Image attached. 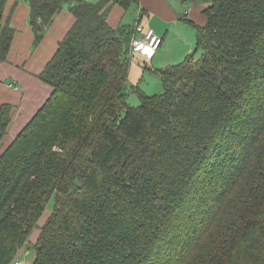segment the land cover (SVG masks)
<instances>
[{"label":"trees","instance_id":"obj_1","mask_svg":"<svg viewBox=\"0 0 264 264\" xmlns=\"http://www.w3.org/2000/svg\"><path fill=\"white\" fill-rule=\"evenodd\" d=\"M207 1L195 52L155 70L162 92L131 86V105L134 28L107 23L111 0H27L35 45L66 5L75 23L39 75L51 94L0 154V264L50 199L33 264H264V0Z\"/></svg>","mask_w":264,"mask_h":264},{"label":"crops","instance_id":"obj_2","mask_svg":"<svg viewBox=\"0 0 264 264\" xmlns=\"http://www.w3.org/2000/svg\"><path fill=\"white\" fill-rule=\"evenodd\" d=\"M109 4L107 23L112 28L142 24L153 28L163 38L151 60H145L139 53L131 54L129 86L136 87L142 84L141 81L145 82L146 74L155 75L156 69L182 62L195 52V26L205 25L204 10L209 5L207 0H138V3L131 4L129 8H125L117 0H111ZM30 12L27 0H8L5 6V18L10 17V22L17 31L8 58L0 60V105L8 103L13 106L12 120L0 145V154L51 94L52 87L43 82L39 75L75 23V17L66 5L57 14L40 43L35 45ZM25 249L27 243L17 256L23 263Z\"/></svg>","mask_w":264,"mask_h":264},{"label":"rangeland","instance_id":"obj_3","mask_svg":"<svg viewBox=\"0 0 264 264\" xmlns=\"http://www.w3.org/2000/svg\"><path fill=\"white\" fill-rule=\"evenodd\" d=\"M200 56H201V52H199V54H198V57H200ZM178 63H180V62H176L175 64H178ZM141 83L142 84L139 86L140 91L144 90L148 94L159 93V92H162V90H163L160 78L156 77L155 75L146 74L145 82L141 81ZM10 86H12V85H10ZM129 91H130L129 97H128L129 104L138 105L140 103V98H139V93H138L139 90L133 91L132 87L130 85ZM53 207H54V199H50L49 202L47 203L46 210L44 211V213L41 216V218L39 219L37 225L32 229V231L28 237V240L26 242L27 243V249H25V251L23 253V259H24L25 264H33L35 259H36L37 252H36L35 244L41 235L42 227L47 222L48 218L51 216V214L53 212ZM23 247L21 249H23ZM13 262H12V264H13Z\"/></svg>","mask_w":264,"mask_h":264},{"label":"built area","instance_id":"obj_4","mask_svg":"<svg viewBox=\"0 0 264 264\" xmlns=\"http://www.w3.org/2000/svg\"><path fill=\"white\" fill-rule=\"evenodd\" d=\"M131 40V54L139 53L145 60H151L156 51L160 48L163 38L159 36L151 27L136 24ZM13 264H24L22 260L16 258Z\"/></svg>","mask_w":264,"mask_h":264}]
</instances>
